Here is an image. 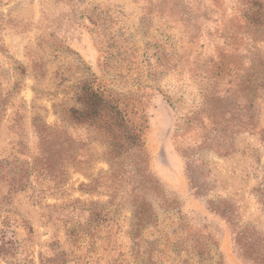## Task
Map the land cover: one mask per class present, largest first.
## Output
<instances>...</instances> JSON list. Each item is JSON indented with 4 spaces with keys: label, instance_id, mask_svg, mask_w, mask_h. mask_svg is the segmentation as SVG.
I'll return each mask as SVG.
<instances>
[{
    "label": "rangeland",
    "instance_id": "1",
    "mask_svg": "<svg viewBox=\"0 0 264 264\" xmlns=\"http://www.w3.org/2000/svg\"><path fill=\"white\" fill-rule=\"evenodd\" d=\"M244 3L0 0V264H264V23ZM91 75L145 111V154L72 121Z\"/></svg>",
    "mask_w": 264,
    "mask_h": 264
},
{
    "label": "trees",
    "instance_id": "2",
    "mask_svg": "<svg viewBox=\"0 0 264 264\" xmlns=\"http://www.w3.org/2000/svg\"><path fill=\"white\" fill-rule=\"evenodd\" d=\"M240 12L249 23L263 25L264 3L261 0H245ZM75 104L77 106L69 110L72 121L76 124L93 126L106 135L108 152L112 158H119L132 152L142 151L145 154L143 133L148 127L147 116L145 111L138 110L135 100L126 99L116 93L101 77L91 75L90 78L81 82ZM218 122L217 119L213 121L214 124ZM219 131L224 129L220 128ZM188 171H190L189 163ZM190 181L193 188L197 190L191 175ZM210 208L229 220L231 212L225 206L223 209L212 206ZM235 233L234 241L239 243L244 234L241 231Z\"/></svg>",
    "mask_w": 264,
    "mask_h": 264
}]
</instances>
